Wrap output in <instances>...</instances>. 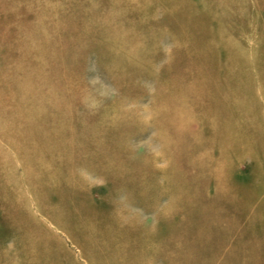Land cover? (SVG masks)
<instances>
[{
	"label": "rangeland",
	"instance_id": "rangeland-1",
	"mask_svg": "<svg viewBox=\"0 0 264 264\" xmlns=\"http://www.w3.org/2000/svg\"><path fill=\"white\" fill-rule=\"evenodd\" d=\"M0 264H264V0H0Z\"/></svg>",
	"mask_w": 264,
	"mask_h": 264
}]
</instances>
